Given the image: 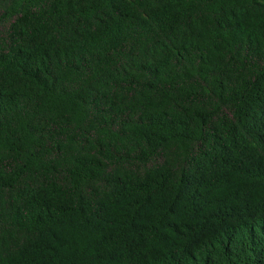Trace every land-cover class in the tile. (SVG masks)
I'll return each instance as SVG.
<instances>
[{"label":"trees","instance_id":"obj_1","mask_svg":"<svg viewBox=\"0 0 264 264\" xmlns=\"http://www.w3.org/2000/svg\"><path fill=\"white\" fill-rule=\"evenodd\" d=\"M0 264H264V0H0Z\"/></svg>","mask_w":264,"mask_h":264}]
</instances>
